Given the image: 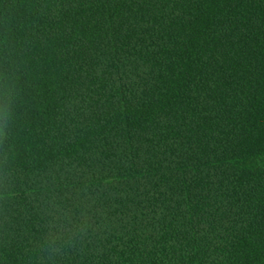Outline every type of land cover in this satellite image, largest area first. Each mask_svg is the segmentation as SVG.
Segmentation results:
<instances>
[{
	"label": "trees",
	"instance_id": "obj_1",
	"mask_svg": "<svg viewBox=\"0 0 264 264\" xmlns=\"http://www.w3.org/2000/svg\"><path fill=\"white\" fill-rule=\"evenodd\" d=\"M0 264H264V0H0Z\"/></svg>",
	"mask_w": 264,
	"mask_h": 264
}]
</instances>
